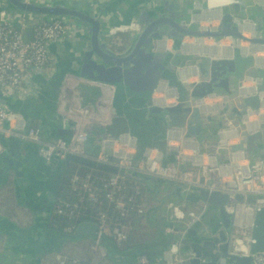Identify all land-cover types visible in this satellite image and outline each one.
Instances as JSON below:
<instances>
[{
	"label": "water",
	"instance_id": "95a60500",
	"mask_svg": "<svg viewBox=\"0 0 264 264\" xmlns=\"http://www.w3.org/2000/svg\"><path fill=\"white\" fill-rule=\"evenodd\" d=\"M0 1L8 10L27 16L77 22L84 29L82 38L86 36L87 40V47L81 52L74 50L71 41L51 44L48 51L55 61L54 71L50 76H31L25 96L0 89V105L17 118L14 126L19 134L27 136L39 122L43 141L71 142L75 126L55 118L65 79L70 76L106 85L120 84L125 91L127 99L121 115L108 127L94 125L86 130L88 143L99 145L95 155L90 153L93 156L106 150L108 157L112 153L111 162L115 164L124 154L123 149L114 151L116 145L133 146L137 151L135 161H138L146 150L161 151L155 143L141 151L138 146L143 137L162 129L163 139L167 136L171 152L184 157V166L203 167L209 155L215 159L208 158L209 167L218 168L232 164L237 157L234 155L245 152L255 160H264V114L261 112L264 108V68L260 67L256 56H251L260 49L264 57V0H244V9L238 4L221 8L214 26L203 23L208 21L203 10L204 0H139L138 10L135 8L130 14L142 29L133 38L132 48L121 55L108 46L103 31L104 8L99 0H82L81 5L66 0H55L52 5L23 0ZM199 21L203 24H197ZM31 37L32 29H28L27 40L31 41ZM228 41L232 42V56L213 59L203 53L210 44L228 49L223 45ZM193 74L197 80L191 82ZM161 84H165L166 90L171 88L176 92V103L167 106L155 102L154 95ZM2 146L5 153L0 154V184L15 179L19 203L30 207L35 215L30 233L0 217V233L8 236L17 251L20 248L31 250L28 243L39 247L41 235L50 236L45 224L54 207L45 195L46 192L57 194L68 163L116 172L114 165L73 155L64 162L54 158L49 163L40 156L39 146L22 138L3 140ZM37 180H44L40 182L43 184L41 192L46 190L44 198L42 196L35 203L25 202L23 196H30L27 183L31 182L35 191L39 185ZM159 181L158 185L166 188L162 194L163 204L170 201V209L175 208L177 202L206 208L189 231V240L180 242V254L187 264H254V256L264 254V207L256 212L248 255L226 257L220 253L217 239L229 238L233 233L234 218L228 211L230 194ZM263 200V196L236 197L237 202L250 206H258ZM39 226L42 234L38 233ZM91 231L84 224L78 236L88 234L95 239ZM160 238V243L153 242L143 250L149 251L160 244L167 247L170 240L169 237L166 240L164 229H161ZM102 244L120 253L106 238L102 239ZM137 252L127 256H135Z\"/></svg>",
	"mask_w": 264,
	"mask_h": 264
},
{
	"label": "built area",
	"instance_id": "2783aa9c",
	"mask_svg": "<svg viewBox=\"0 0 264 264\" xmlns=\"http://www.w3.org/2000/svg\"><path fill=\"white\" fill-rule=\"evenodd\" d=\"M23 1L52 5L55 0ZM66 1L80 5L83 2L82 0ZM210 1L208 0V2ZM227 1L230 2V5L234 3L238 4L242 9L245 8L244 0H238L237 2L236 0ZM28 29H32L31 41L27 40ZM77 34L81 35L77 36ZM82 34H84V29L77 22L62 18L27 16L20 11L8 10L6 4L0 1V89L8 94L25 96L29 89L28 80L31 76L35 74L50 76L54 71L55 61L49 54L48 47L51 44H59L66 41H81ZM260 64L263 66L264 61ZM73 107L72 111L75 113L77 111L76 104ZM261 112L264 114V108L261 109ZM108 117H110L109 122L114 117L111 109L108 110L105 118L101 120V125L109 124L105 123ZM17 122V118L6 110L4 106L0 105V154L5 153V149L2 146L3 140L22 138L39 146L40 155L49 163L54 158L64 162L69 155H73L116 167V172L108 178L109 180L105 184L106 191L104 196L106 197L107 205L99 203L101 208L97 218H90L86 222H76L72 226L67 235L73 237L64 241L62 247L51 254L53 264H98L99 253L103 247L102 239L113 236L114 230H112V227L114 222L110 218V212L116 211L124 217L129 212L126 191L128 189L138 190L140 187V179L135 177L132 172L190 187L207 189L211 192L229 193L231 203L228 211L234 218L233 232L235 229L236 239L243 237L240 241H245L247 250L242 255H248L254 218L257 210L264 207V200L258 206H250L246 202H237L236 197L239 195L244 198L249 196L264 197L263 159L254 160L249 153L245 152L240 155H234L237 157L232 164L213 168L209 167L208 158L214 159V157L208 155L203 167L191 168L189 164L184 166L185 160L181 155L177 154L176 157L178 159L170 164L166 161L163 152L158 150H146L143 156L138 161H135L136 148L128 146L123 148L124 154L118 158L117 163L113 164L106 155V150H101L96 156L89 155L86 152L85 146L88 143V135L86 134V128L82 127L78 122L74 124L75 135L70 143L60 140L45 142L36 126L31 128L27 136H23L15 129L14 124ZM251 161H253L252 164ZM93 170L99 176L103 173L97 169ZM98 194L89 182H84L82 193L79 194V201L65 205L62 210L58 211V214L63 216L67 215L68 212L78 213L81 210V204L85 200L92 204H97L99 200ZM52 199L55 203L56 195ZM178 204V209L174 210L177 223L167 230L166 234L171 237L176 234L178 228L181 231L178 235V240L170 239V245L162 250V264H187L180 254V242L189 240V231L206 210L204 206L199 205L191 210L190 213H186V203ZM84 224H87L92 229L91 234L96 236L95 239L88 240L75 237L79 235L78 232ZM140 234L141 231L138 228H131V230L127 231L122 228V233L115 237V247L121 253L126 252L129 248L136 245ZM238 244H236L237 247ZM79 254H87L89 260H83ZM253 263L264 264V254L254 256ZM141 264H152V262L146 256V260Z\"/></svg>",
	"mask_w": 264,
	"mask_h": 264
},
{
	"label": "crops",
	"instance_id": "0c3cea01",
	"mask_svg": "<svg viewBox=\"0 0 264 264\" xmlns=\"http://www.w3.org/2000/svg\"><path fill=\"white\" fill-rule=\"evenodd\" d=\"M99 3L102 6V8H104L105 24L103 31L104 33H106V38H107L106 40L109 48L116 54L121 55L127 53L133 45V38L142 29L141 24L132 20L131 19L132 16L130 14L131 10H135V8H137V5L140 3V1L139 0H99ZM216 6H219L217 8L228 7L230 6V2H228L227 0H219ZM210 9L212 8H208L204 10V12L210 11ZM136 10H138V8ZM78 35L81 34H77V36ZM81 39L82 42L81 41L73 42L74 50L79 52L84 51L87 47L86 36H84ZM127 39L129 40L128 42ZM260 67L264 68V65L262 66L260 64ZM193 77L194 79H192L191 82L197 80V77L195 75ZM164 85L165 84H161L160 88L158 89V93L154 95L155 102L157 104L167 105V106L172 105V103H176L177 102L176 92H173L171 96H168L167 92L172 91V89L168 88L166 90ZM126 99L127 98L125 95V91L120 84L106 85V84L95 83L90 80H80L68 76L66 77L64 82L63 92L60 101L58 103V108L55 118L68 123L70 126H74V124L78 122L82 127H85L86 130L94 125L105 128L111 124L112 120L115 117L121 115ZM75 104L77 107V111H75L74 113L72 109L74 108L73 105ZM109 109L113 111L114 117L111 119L110 122H109L110 117L106 119L105 123L106 124L109 123L108 125H101V120L105 118ZM34 126H36L39 129L40 123L36 122ZM155 145L158 147V149L161 150V152L163 151V154L165 155L166 161L168 163L171 164L175 162L176 159H178V157H176V154L171 152L170 146H168L167 136H165L164 139L162 138L160 141L155 140ZM98 147L99 145H97V148ZM97 148L92 143L91 144L88 143L85 146L86 152L88 154L92 153L93 155L96 154ZM119 149H123V147L116 145L114 151H118ZM111 158H112V153L109 154L110 161ZM252 163L253 161H251V164ZM132 174H134L135 177L140 179L141 183L143 181L144 187L148 189L147 191L148 195H143L141 197V201L145 203L141 207V212H142L141 215L137 218L136 221H134L133 227L130 226L124 227V231L131 230V228H138L141 231V234L137 238L136 245L142 242L146 244L150 240L156 242L161 239L160 238L161 229H164L165 233H167V230H169L174 225H176L177 218H176V214L174 213V210L176 211L178 209L177 206L179 205L178 204L179 202L176 203L175 208L170 209V203H169L170 201L167 200L165 204H163L162 201L163 199L162 194L164 195V193L166 192L165 191L166 188L162 185L161 188L159 189L160 192L159 190H156L158 189L157 185L160 184L159 183L160 179L143 175L138 172L135 173L132 172ZM11 181L16 189V180L11 179ZM37 181L39 185L35 191L38 192L34 191L33 193L30 194L29 197L23 196L25 202L28 201L31 203L32 202L35 203L36 200H38L42 196L44 198V193L46 190H44L43 193L40 190L43 187V184L40 182H44V180H37ZM45 196L49 202L54 204L52 197H55V195L46 192ZM6 204L8 205L6 206ZM191 210H193V208H188L186 213L188 212L190 213ZM0 216L10 220L14 224H17L21 229L31 228L30 229L31 231L33 226L35 225L34 212L30 207H26L25 204L21 205L19 203V199H18V203L15 201L12 203L10 198L1 199L0 197ZM47 224H45L46 230H47ZM41 231H43V229L41 228V226H39L38 233H40ZM234 232L233 234H231L229 238L226 237L228 239V242L231 244V247L229 246L228 248L229 256L240 254L236 246V244H238L237 239H239V237L236 239ZM41 238L42 239L40 241L39 247L38 245L36 246L29 245V247L32 246L30 247L31 249L30 252L37 253L36 256H29V257L23 256V255H28V253L27 252L24 253V251L26 250L20 248L19 250H21V252H17V255H21L23 256V258L22 257L20 258L18 257L15 259L10 258L11 259L10 262H15V261L21 262V260H23L24 264H33L31 262L37 263V261L41 260L42 257L40 256L42 255L38 253L41 250L43 242L47 239V236L42 234ZM166 240H168V236ZM170 243L167 246H169ZM11 245L12 247L14 246L13 243H11ZM1 250H3V244L0 240V256L3 259L8 260V257H6L5 254L1 252ZM162 250L164 249L159 248L157 250L160 260L158 264L163 263V261L161 260ZM219 251H220V247H219ZM52 253L53 251H51L50 254L48 253L45 259L42 258L43 264H53L51 260ZM79 255L83 260H87V259L89 260L87 254H79ZM112 255H113L112 251H110L108 248L103 246L99 253L100 258L98 264H114L112 262L113 260ZM144 260H146L145 255L141 256L138 260L132 261L133 262L132 264H141L143 263Z\"/></svg>",
	"mask_w": 264,
	"mask_h": 264
},
{
	"label": "trees",
	"instance_id": "16d2710c",
	"mask_svg": "<svg viewBox=\"0 0 264 264\" xmlns=\"http://www.w3.org/2000/svg\"><path fill=\"white\" fill-rule=\"evenodd\" d=\"M163 130H159L157 132L151 133L149 136H145L142 138V141L140 142L138 149L141 151L144 147L147 145L155 143L153 140L156 138V140L160 141L163 138V134L161 133ZM93 145L96 146L97 144L90 141ZM90 143V144H91ZM63 177L61 180V183L58 187L57 194H56V202L53 204V211L49 215V221L47 224V232L50 233V236L47 237L50 239L51 246L47 247L44 246L39 251L38 254L44 255L47 252L56 251L59 250L62 247V244L64 241L68 240L69 238L73 236H68L67 232L72 228V226L76 222H86L90 218H97L100 213L101 206L99 203H103L105 206L107 205L106 197L104 196L105 193V184L107 183L108 178L112 175V173L104 171L101 176L97 175V173L90 168H86L83 165L70 162L67 164V166L64 168L63 171ZM84 182H89L93 189L99 193V200L97 204H92L88 201H84L83 204H81V210L76 212H68L67 215H59L58 211L62 210L63 207L69 203H74L79 201V194L82 193V186ZM161 184V181L159 182ZM31 185V182L27 184L29 187ZM159 190L161 188L160 185H157ZM164 188V187H163ZM148 189L144 187V183L140 181V187L138 190H130L128 189L126 191L128 205H129V212L123 217L116 211L110 212V218L113 220L114 224L112 227L113 236L106 238L109 243L113 244L115 246L116 240L115 237L122 233V228L124 227H133L134 221L137 220V218L141 215V207L143 206V201H141V197L143 195H148ZM158 192V191H157ZM160 192V190H159ZM73 194V195H72ZM187 209L188 208H197L198 206L192 205L189 203L185 204ZM187 212V211H186ZM189 213V212H188ZM77 238L82 239H88L91 240L88 236V234H80V236H75ZM93 240V239H92ZM156 242H161V240H158ZM154 242V243H156ZM154 243L147 242L146 244L144 242L139 243L138 245H135L133 250H128L124 253H117L113 250V248L110 245H103L104 247L108 248L113 253V260L112 262L114 264H132V261L138 260L141 256L145 255L147 256L152 264H158L159 263V255H158V249H164L166 246H163L160 244L159 247L152 248L149 251H144L143 248L149 247L150 245ZM17 250V248H15ZM138 251L135 256H127L128 254L132 253L133 251ZM18 252H21V250H18ZM29 255L36 256L37 253H32L30 250L26 251ZM126 254V255H125Z\"/></svg>",
	"mask_w": 264,
	"mask_h": 264
},
{
	"label": "bare ground",
	"instance_id": "6f19581e",
	"mask_svg": "<svg viewBox=\"0 0 264 264\" xmlns=\"http://www.w3.org/2000/svg\"><path fill=\"white\" fill-rule=\"evenodd\" d=\"M218 1L219 0H211L210 2L204 3V6L207 9L208 8H213V7H215L217 5ZM237 1L238 0H236V2ZM219 15H220V12L218 13V16ZM248 48L252 49V47H248ZM215 50L217 52L221 53L222 55H227V56H232V53H233V49L231 47H229L228 49H220L218 47L214 48L211 44H210V46L206 47V49L203 51V53H206V55H208V56H213L215 54H218ZM254 53H255V56L258 58V62L259 63L264 61V57L261 55L260 49L255 50ZM173 92H174L173 90L172 91H168L167 92L168 96H171L173 94ZM205 111L206 110H204V112ZM217 243H218V245L220 247V252L224 256L228 257L229 256V249L228 248H229V246L231 247V244L228 242V239L226 237H220V238L217 239ZM237 249H238V252L241 253V254L246 252L247 246H246L244 240L239 242Z\"/></svg>",
	"mask_w": 264,
	"mask_h": 264
},
{
	"label": "flooded vegetation",
	"instance_id": "af4514ba",
	"mask_svg": "<svg viewBox=\"0 0 264 264\" xmlns=\"http://www.w3.org/2000/svg\"><path fill=\"white\" fill-rule=\"evenodd\" d=\"M234 4V3H233ZM132 48V47H131ZM130 48V49H131ZM11 179H13V178H11ZM11 179L7 182V183H4V184H0V197H1V199L2 198H5V199H8V198H10V200L12 201V203L15 201V199H17L18 200V198H17V191H16V189H15V186L12 184V181H11ZM6 190H8L9 191V193L7 194V192H6ZM11 190V191H10ZM29 192H30V194L31 193H33L34 192V190L32 189V187H31V185L29 186ZM5 193L7 194V196H5ZM12 195L14 196V197H12ZM8 204H6V206H7ZM1 217V216H0ZM3 218V217H2ZM6 219V218H5ZM8 220V219H7ZM10 221V220H9ZM16 226H18L17 224H16ZM19 227V226H18ZM20 228V227H19ZM21 229V228H20ZM29 229V230H28ZM28 229H21L22 231H24V232H31L30 231V229L31 228H28ZM0 240H1V242H2V244H3V250H1V252L3 253V254H5V256L6 257H8V258H12V259H15V258H20V257H22L23 258V256H33V255H23V256H21V255H17V250L14 248V247H12V245H11V243H10V241L8 240V236H6V235H4V232H1L0 233ZM27 240H28V238H26ZM28 246L29 245H32V244H30V243H28L27 244ZM52 244H50V239H46L44 242H43V244H42V247H44V246H47V247H49V246H51ZM42 247H41V249H42ZM48 253L50 254V252H47L46 254L48 255ZM20 254H22V253H20ZM21 262H23V260H21Z\"/></svg>",
	"mask_w": 264,
	"mask_h": 264
},
{
	"label": "rangeland",
	"instance_id": "374dc122",
	"mask_svg": "<svg viewBox=\"0 0 264 264\" xmlns=\"http://www.w3.org/2000/svg\"><path fill=\"white\" fill-rule=\"evenodd\" d=\"M208 2V1H207ZM204 3H206V0H204ZM217 7H219V6H215V7H213L212 9H210V11H206L205 12V14H206V19H208V21H204L203 23H204V25H215L216 24V19H217V16H218V13L220 12V10H221V8H217ZM203 10H206V7L204 8L203 7ZM203 23H201L200 21L197 23V24H203ZM129 39V38H128ZM127 39V42L129 41ZM207 44H210V43H207ZM223 45H226V46H228V47H230V46H232V42L231 41H228V42H225V43H223ZM214 48H216L214 45H212ZM243 46V45H242ZM244 46L245 47H248V45L247 44H244ZM216 51V50H215ZM217 52V51H216ZM218 54H215V55H213V56H208V57H212L213 59H223V58H225V57H227V55H222L221 53H219V52H217ZM246 54H247V52H245ZM251 56H255V53H252L251 54ZM87 155V154H86ZM89 155H91V154H89ZM93 156V155H92ZM55 160H57V159H55ZM58 161V160H57ZM6 192H7V194L9 193V191L8 190H6ZM7 194L5 193V196H7ZM12 197H13V195H12ZM15 202H17L18 203V200L17 199H15ZM180 231H181V229H179L178 228V230H177V232H176V234H174L173 236H169V239H171V240H178V235H179V233H180ZM241 240V238H239V239H237V243L239 242ZM149 243H153V241L152 240H150L149 241ZM133 248L134 247H131V248H129V250L131 249V250H133ZM40 257H42V258H46L47 257V254L45 253L44 255H42V256H40ZM41 258V260H39V261H37V263H35V262H31V263H33V264H43V259ZM11 261V259L10 258H8V260H6V259H3L1 256H0V264H24L23 262H17V261H15V262H10Z\"/></svg>",
	"mask_w": 264,
	"mask_h": 264
}]
</instances>
